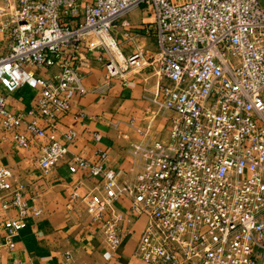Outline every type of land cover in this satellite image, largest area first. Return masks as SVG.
Returning a JSON list of instances; mask_svg holds the SVG:
<instances>
[{
  "label": "built area",
  "instance_id": "obj_1",
  "mask_svg": "<svg viewBox=\"0 0 264 264\" xmlns=\"http://www.w3.org/2000/svg\"><path fill=\"white\" fill-rule=\"evenodd\" d=\"M138 8L151 20L141 33L158 49L126 55L115 27ZM0 45V124L17 147L40 149L45 171L70 153L57 134L84 91L86 53L98 55L106 82L128 85L146 69L160 78L129 180L105 169L106 152L69 167L100 179L105 196L91 207L112 249L135 217L146 220L139 264H264V0H0ZM25 90L37 93L34 104L12 111L10 99ZM165 117L167 139L152 137L151 124ZM25 195L0 166L2 210L17 212L0 221L9 249L29 215L42 213Z\"/></svg>",
  "mask_w": 264,
  "mask_h": 264
},
{
  "label": "crops",
  "instance_id": "obj_2",
  "mask_svg": "<svg viewBox=\"0 0 264 264\" xmlns=\"http://www.w3.org/2000/svg\"><path fill=\"white\" fill-rule=\"evenodd\" d=\"M150 21L144 8H138L120 21L125 30L122 35L117 23L115 36L126 55L138 47L157 51L154 35L141 33ZM136 35L133 42L131 38ZM86 54L88 63L80 69L84 91L76 95L71 113L59 123L57 136L70 150L60 163L43 170L40 149L17 147L11 132L0 124V166L13 171L15 183L25 187L31 208L42 211L26 219L27 227L15 237L14 249L7 247V232H0V264H139L135 252L146 220L131 217V224L125 225L129 233L123 234L119 248L112 249L103 234L104 221L94 222L97 211L91 207L93 197L105 196L100 179L84 171L71 174L69 167L76 157L97 163V155L106 152L105 169L116 172L121 181L129 180L135 174L131 151L143 140L142 133L148 131L150 114L155 109L152 100L161 80L152 69H146L130 74L128 85L121 79L106 82V69L98 55ZM36 98L35 91L25 90L21 100L10 99V109L27 110ZM158 122L150 135L167 139L169 121L160 118ZM69 129L78 134L73 141L62 136ZM75 193L77 199L73 197ZM117 210L127 213L129 205L120 203ZM16 215L15 210L4 212L0 201V221Z\"/></svg>",
  "mask_w": 264,
  "mask_h": 264
},
{
  "label": "rangeland",
  "instance_id": "obj_3",
  "mask_svg": "<svg viewBox=\"0 0 264 264\" xmlns=\"http://www.w3.org/2000/svg\"><path fill=\"white\" fill-rule=\"evenodd\" d=\"M132 12H134V10L133 11H131L130 13H132ZM123 18V17H122ZM122 18H120L119 19V22H118V28H117V30H118V32H119V35H122L123 33H125V30H124V28H123V25H122V23H120V21L122 20ZM129 26V25H128ZM127 26V27H128ZM4 47L2 46V45H0V52H4ZM43 74H44V72H42ZM168 117H165V119H167ZM158 119H160V118H157L156 119V121L155 122H153L152 124H151V129H150V131H152V129H154V128H156L158 125H159V122H158ZM151 121V120H150ZM149 121V122H150ZM164 132H168L167 130H164ZM163 132V133H164ZM162 133V134H163ZM167 135V134H166ZM163 137V136H162ZM166 137V136H165ZM156 138H159V136L158 137H156ZM160 139V138H159ZM161 139H163V138H161Z\"/></svg>",
  "mask_w": 264,
  "mask_h": 264
}]
</instances>
